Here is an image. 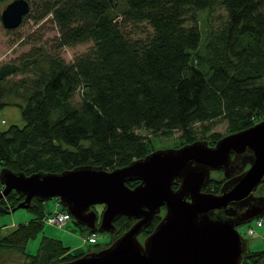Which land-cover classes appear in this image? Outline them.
Masks as SVG:
<instances>
[{
	"label": "trees",
	"instance_id": "1",
	"mask_svg": "<svg viewBox=\"0 0 264 264\" xmlns=\"http://www.w3.org/2000/svg\"><path fill=\"white\" fill-rule=\"evenodd\" d=\"M41 3L43 11L36 17L52 13L59 30L55 46L84 41L92 45L71 62L56 49L39 48L19 60L0 62V110L5 104L18 105L24 119L22 126L0 129L1 166L27 174L80 164L112 169L153 149L148 136L136 129L165 136L178 130L176 146L198 138L212 144L222 136L211 131L213 123L224 119L232 132L260 118L264 110V0ZM215 4L224 7L226 19L203 37L197 11ZM31 15L29 9L23 19ZM143 21L151 28L145 38H133L124 30L127 24ZM18 73L29 76L10 83V77ZM76 90L81 100L74 105L71 98ZM224 179L211 175L202 189L217 192ZM126 183L133 186L137 181ZM257 188L264 191V182ZM21 199L15 190L9 191L0 198V212L9 211ZM26 209L33 214L30 219L0 234V261L4 250L22 254L21 264H54L82 253L69 252V246L48 235L41 237L35 253L26 252L25 243L42 230L46 214L43 201L36 199ZM160 216L161 212L154 215L140 235L148 234ZM261 219L263 225L264 215ZM132 222L120 215L110 240L94 249L108 245ZM74 223L80 230L87 229ZM241 264H264V248H247Z\"/></svg>",
	"mask_w": 264,
	"mask_h": 264
},
{
	"label": "water",
	"instance_id": "2",
	"mask_svg": "<svg viewBox=\"0 0 264 264\" xmlns=\"http://www.w3.org/2000/svg\"><path fill=\"white\" fill-rule=\"evenodd\" d=\"M28 0L0 8L3 27L13 29L29 11ZM225 178L217 192L202 188L210 172ZM136 180L129 186L126 182ZM264 120L226 133L212 144L205 138L154 148L112 169L80 164L60 171L0 168V198L15 190L27 208L33 199L52 197L72 221L90 231L112 232L125 215L130 226L108 245L54 264H241L247 242L237 225L264 215ZM176 184V186H174ZM95 204H103L100 213ZM163 214L141 241L154 215Z\"/></svg>",
	"mask_w": 264,
	"mask_h": 264
},
{
	"label": "rangeland",
	"instance_id": "3",
	"mask_svg": "<svg viewBox=\"0 0 264 264\" xmlns=\"http://www.w3.org/2000/svg\"><path fill=\"white\" fill-rule=\"evenodd\" d=\"M8 0L0 3L2 7ZM45 0H29L31 16L26 17L22 22L13 29H7L2 26L0 22V62H5L13 59H18L32 48H39L46 52H51L54 49L59 55L66 61L71 62L75 56L83 53L91 47V41L79 42L73 45H64L57 47L56 39L59 36L58 26L53 20L52 13L48 12L44 16L37 18L43 11V4ZM42 4V5H41ZM226 10L219 4H215L211 9H203L197 11V18L199 19L198 25L201 30V36H205L208 30H217L226 19ZM37 16V17H36ZM150 26L146 22H140L137 25L127 24L124 27L125 31L133 38H145L150 32ZM57 47V48H56ZM41 50V51H42ZM29 76V73H18L10 77L9 82L17 81L19 78ZM81 100L80 90H76L71 98V102L75 105ZM0 129L6 128L11 124H17L22 126L24 119L21 114V110L18 105L5 104L0 110ZM264 120V110L260 113V118ZM258 119V120H259ZM136 131L142 135H147L151 141L152 147L163 148L172 147L179 144L176 136L180 133L178 130H174L170 135L165 136L162 134H154L149 130L140 128ZM211 131L218 132L224 135L228 132L227 121L221 119L212 124ZM229 133V132H228ZM181 145V144H180ZM2 166L0 165V168ZM218 170L211 171L210 175L215 177L223 176L222 173H218ZM255 195H263L264 191L258 189L254 192ZM43 207L45 212H52L55 209H59L56 205V199L54 197L44 200ZM94 209L100 213L102 209L101 204H95ZM163 209L161 210V215ZM33 214L26 208H16L13 211L0 212V234L4 235L13 228L18 222H23L30 219ZM43 228L34 237H31L25 243V251L28 253H35L39 246V241L43 235H48L60 239L65 245L74 251H86L88 249H94L96 246H103L110 240V232L96 230L94 236L96 242H85L84 239L90 234L85 230H80L79 227L69 219L64 224H55L43 222ZM252 226L254 232L248 233L247 227ZM237 230L247 242L249 250H261L264 248V224L262 226L256 225V218H252L249 221L243 222L237 225ZM138 238L142 241L144 236L139 235ZM0 264H21L25 257L17 251L4 250L1 255ZM11 262V263H10Z\"/></svg>",
	"mask_w": 264,
	"mask_h": 264
},
{
	"label": "built area",
	"instance_id": "4",
	"mask_svg": "<svg viewBox=\"0 0 264 264\" xmlns=\"http://www.w3.org/2000/svg\"><path fill=\"white\" fill-rule=\"evenodd\" d=\"M56 205L59 207L60 203L59 201L56 199ZM69 219H71V215L70 213L65 210L62 209L61 207L59 209H55L52 212H47L44 216H43V221L47 222V223H55V224H63L64 222L68 221ZM256 225L257 226H261L262 225V219L261 218H256ZM247 232L248 233H253L254 230L251 227H247ZM85 242H95V236L94 233L88 235L85 239Z\"/></svg>",
	"mask_w": 264,
	"mask_h": 264
},
{
	"label": "crops",
	"instance_id": "5",
	"mask_svg": "<svg viewBox=\"0 0 264 264\" xmlns=\"http://www.w3.org/2000/svg\"><path fill=\"white\" fill-rule=\"evenodd\" d=\"M1 187V186H0ZM65 223V222H64ZM63 223V224H64ZM69 252H71V253H80V252H82V251H78V252H74V251H72L71 249L69 250Z\"/></svg>",
	"mask_w": 264,
	"mask_h": 264
},
{
	"label": "bare ground",
	"instance_id": "6",
	"mask_svg": "<svg viewBox=\"0 0 264 264\" xmlns=\"http://www.w3.org/2000/svg\"><path fill=\"white\" fill-rule=\"evenodd\" d=\"M22 20H23V19H22ZM21 22H22V21H21ZM21 22H20V23H21ZM16 27H17V26H16ZM16 27H15V28H16ZM42 221H43V220H42ZM43 222H44V221H43ZM248 227H251V228H253L252 226H248Z\"/></svg>",
	"mask_w": 264,
	"mask_h": 264
},
{
	"label": "flooded vegetation",
	"instance_id": "7",
	"mask_svg": "<svg viewBox=\"0 0 264 264\" xmlns=\"http://www.w3.org/2000/svg\"><path fill=\"white\" fill-rule=\"evenodd\" d=\"M103 206V204H101Z\"/></svg>",
	"mask_w": 264,
	"mask_h": 264
}]
</instances>
